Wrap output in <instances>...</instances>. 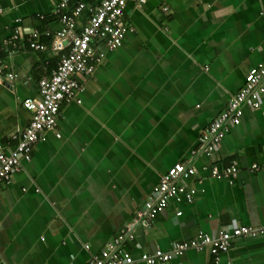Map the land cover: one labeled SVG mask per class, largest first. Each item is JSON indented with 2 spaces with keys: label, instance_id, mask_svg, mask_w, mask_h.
<instances>
[{
  "label": "crops",
  "instance_id": "crops-1",
  "mask_svg": "<svg viewBox=\"0 0 264 264\" xmlns=\"http://www.w3.org/2000/svg\"><path fill=\"white\" fill-rule=\"evenodd\" d=\"M59 1L0 0V61L16 75L12 89L0 86L5 150L31 119L21 101L38 98L39 79L58 61L12 35L57 31ZM125 23L131 31L119 49L95 43L105 55L83 80L81 103L61 105L56 131L42 133L31 162L0 185V264H88L125 225L133 227L134 239L123 242L133 264L200 231L264 227V172L248 170L264 157V94L257 110L243 106L240 123L210 156L198 145L247 72L264 63V0H147L140 8L129 2ZM232 161L239 166L232 184L211 177L210 168ZM176 163L196 171L193 202H171L148 227L134 224ZM215 262L264 264V236L234 239L217 261L208 251L187 250L165 264Z\"/></svg>",
  "mask_w": 264,
  "mask_h": 264
},
{
  "label": "built area",
  "instance_id": "built-area-1",
  "mask_svg": "<svg viewBox=\"0 0 264 264\" xmlns=\"http://www.w3.org/2000/svg\"><path fill=\"white\" fill-rule=\"evenodd\" d=\"M129 2L140 8L147 0H60L53 15L58 18L57 31L31 30L14 31L11 40L20 39L30 50H50L58 55L56 68L50 76L39 79L38 98L21 101L31 119L21 133L14 134L13 147L0 146V185L11 182L12 175L19 171L23 163H30L35 145L42 133L55 132L60 107L63 104L81 103L78 95L83 91V80L92 75L103 59L105 52H98L95 43L102 42L104 51H115L122 46L123 40L131 29L125 23V9ZM167 8H164L166 11ZM85 16V17H83ZM44 20V16H39ZM85 24L78 29V24ZM44 37L48 44L41 42ZM9 40L3 43L7 45ZM16 75L11 68L0 61V86L14 87ZM264 94V63L252 67L245 75L242 89L230 97L223 112L213 120L198 138V145L207 155L217 149L233 126H237L243 116L246 104L253 110L261 106ZM56 137L60 135L56 133ZM250 173L264 172V157L252 163ZM239 173V166L232 161L225 167L210 168L212 178H224L232 184ZM196 171L176 163L161 175L158 184L146 197L142 207L135 213V223L148 227L157 214L162 213L171 202L191 204L196 190L189 180ZM182 212L176 215L181 216ZM133 227L125 225L114 239L98 253L91 254L88 264H133L134 260L123 244L134 239ZM264 236V227H247L231 224L221 229L215 236L202 231L187 241L174 242L168 252L157 249L153 254L142 253L140 262L144 264H165L182 256L187 250L208 251L217 261L220 255L229 251L232 241L237 238ZM88 250V246H84ZM208 264V263H205ZM214 264H217L216 262Z\"/></svg>",
  "mask_w": 264,
  "mask_h": 264
},
{
  "label": "trees",
  "instance_id": "trees-1",
  "mask_svg": "<svg viewBox=\"0 0 264 264\" xmlns=\"http://www.w3.org/2000/svg\"><path fill=\"white\" fill-rule=\"evenodd\" d=\"M88 2H92V1H94V0H87ZM202 252H204V251H202Z\"/></svg>",
  "mask_w": 264,
  "mask_h": 264
}]
</instances>
